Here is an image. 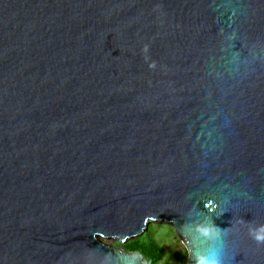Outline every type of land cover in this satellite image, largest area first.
Masks as SVG:
<instances>
[{
  "label": "water",
  "instance_id": "water-1",
  "mask_svg": "<svg viewBox=\"0 0 264 264\" xmlns=\"http://www.w3.org/2000/svg\"><path fill=\"white\" fill-rule=\"evenodd\" d=\"M264 264V0H0V264Z\"/></svg>",
  "mask_w": 264,
  "mask_h": 264
},
{
  "label": "rangeland",
  "instance_id": "rangeland-1",
  "mask_svg": "<svg viewBox=\"0 0 264 264\" xmlns=\"http://www.w3.org/2000/svg\"><path fill=\"white\" fill-rule=\"evenodd\" d=\"M148 234H152L157 239V241L163 246L166 252V258L170 261V264H183L181 258L178 256V253H185L187 257H189L187 246L181 240L173 225L170 223L156 221L150 222L144 233L131 239H128L125 242H121L118 238L114 237L100 238L108 244L122 248V243H126L136 238L145 237ZM186 261H188V259ZM160 264L163 263L161 262Z\"/></svg>",
  "mask_w": 264,
  "mask_h": 264
},
{
  "label": "trees",
  "instance_id": "trees-1",
  "mask_svg": "<svg viewBox=\"0 0 264 264\" xmlns=\"http://www.w3.org/2000/svg\"><path fill=\"white\" fill-rule=\"evenodd\" d=\"M121 247L128 251H140L149 264H160L161 262L163 264H170V261L166 258L163 246L152 234L122 243ZM178 256L181 258L182 263L186 264L187 255L185 253H178Z\"/></svg>",
  "mask_w": 264,
  "mask_h": 264
},
{
  "label": "clouds",
  "instance_id": "clouds-1",
  "mask_svg": "<svg viewBox=\"0 0 264 264\" xmlns=\"http://www.w3.org/2000/svg\"><path fill=\"white\" fill-rule=\"evenodd\" d=\"M212 264H215V261H213Z\"/></svg>",
  "mask_w": 264,
  "mask_h": 264
}]
</instances>
